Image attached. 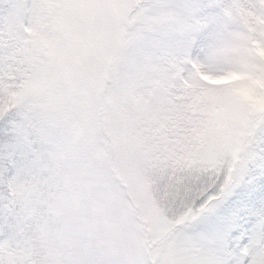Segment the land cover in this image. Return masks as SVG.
Masks as SVG:
<instances>
[{
  "label": "snow or ice",
  "instance_id": "1",
  "mask_svg": "<svg viewBox=\"0 0 264 264\" xmlns=\"http://www.w3.org/2000/svg\"><path fill=\"white\" fill-rule=\"evenodd\" d=\"M0 264H264V0H0Z\"/></svg>",
  "mask_w": 264,
  "mask_h": 264
}]
</instances>
